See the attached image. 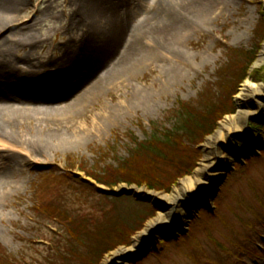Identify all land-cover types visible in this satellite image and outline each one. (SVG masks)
Instances as JSON below:
<instances>
[{
	"label": "rangeland",
	"instance_id": "374dc122",
	"mask_svg": "<svg viewBox=\"0 0 264 264\" xmlns=\"http://www.w3.org/2000/svg\"><path fill=\"white\" fill-rule=\"evenodd\" d=\"M153 1L133 0L132 12L136 21L143 20L147 12L161 13L162 8L174 2V0H160L159 5L153 9ZM87 3L89 6L92 0H27V5L19 13L17 22L26 23L37 13H40L42 18V24L34 30V34L37 39H42L43 43L39 42L38 47L33 49L31 59L34 60L33 64L38 62L40 57L54 60L61 56L60 49H68L67 46L64 47L65 41L69 38L68 34L71 37L79 31L80 35L87 34L86 31L82 33L83 27L80 30L77 25L78 18L88 9L85 8ZM222 10L223 12L215 14L209 27L187 35L185 42L177 46L183 50L189 62L180 57L174 59L170 54L163 52L157 61L153 60L143 69L135 70L131 75L132 82L126 87L120 89L109 87L102 99L93 107L97 109L99 105H103L118 110L120 100L130 103V94L133 93L129 88L133 85L143 91L151 90L155 98L153 97L150 106L124 112L122 116H117L106 123L105 128L93 133L88 131L86 123L78 122L82 125L80 130L85 131L80 146L47 151L43 156L35 157L33 153L30 156V153L24 149L18 150L21 159L28 158L32 161H29L31 166L24 170L23 175L18 171L14 182L10 181V185H4L7 192L0 194V246L7 254L17 256L18 253H22L23 248L24 251L35 253V243L39 245L46 243L43 237L47 235L44 226L35 222L38 208L42 206L41 191L42 189L49 191L48 185L57 188L68 185L71 178L63 179L66 180L65 182L61 181L63 175L68 172L67 167H74L71 168L73 172L70 174L77 176L82 182L85 178L89 179L93 185L92 190L98 195L94 194L93 197L99 198L104 193H108L109 188L87 177L83 169L86 168L97 174L99 178H103L104 170L116 168L118 164L129 159L130 151L135 146L134 139L139 142L149 139L153 123L162 125L169 131H172L173 126L176 127L175 121L167 120L171 117L169 112L175 109L178 102L190 103L194 109H201L209 101L206 100L208 97L214 106L211 118L216 120L212 133L198 146L189 143L184 135L174 136L178 140L176 141L178 157L184 160V164L191 165L193 157H197L196 165L190 175L180 176L184 171L177 164L176 168L171 169V176L166 178V180L176 178L169 191L150 190L146 186L126 183H121L112 189L120 196L128 195L137 201L148 202L156 210L155 215L145 221L142 230L132 236L129 247H118L114 251L133 246L134 238L160 212V207L154 201L144 194L137 193L135 189L165 196L171 195L181 181L195 175L204 157L206 140L214 134L221 122L237 114L238 95L242 85L248 82L253 87L264 86V65L255 68V60L249 68L247 78L235 89V95L232 98L229 96L228 101L221 95L234 84L235 67L239 66L235 63L231 50L258 49L257 56H259L264 43V0H231L230 5ZM104 23L106 29L111 25L107 21ZM17 38L18 36L10 32H4L1 35V43ZM150 44L152 46V43ZM25 51L20 50V53L15 55L22 57ZM173 64L187 70V76L183 75L184 78L174 86H163L165 76L163 66L169 67ZM162 89L164 90L161 95ZM227 103L231 104L230 110L233 111L231 114H225L224 107H227L225 106ZM94 108H89L85 122H90L94 118H90L97 113ZM208 108L211 109V106ZM28 127L26 124V129ZM248 128L251 132L249 136L251 135L256 144L255 148L250 149L247 133L234 135L227 149L236 153L246 151V154L232 162V165L226 169L224 176L213 186L208 199L199 197L185 225L161 239L152 238L150 245L138 255L128 259L127 264H264V120L251 117ZM128 172L132 173L133 170ZM74 181V184L79 186L70 185L83 191L85 196V189H90V186L85 187L79 184L80 181L75 179ZM128 191L133 194L126 193ZM196 193L198 196L205 194V188H201ZM181 205L184 207L187 204L182 202ZM162 232L161 229L158 233ZM112 252L107 254L100 264H105L104 260Z\"/></svg>",
	"mask_w": 264,
	"mask_h": 264
},
{
	"label": "bare ground",
	"instance_id": "6f19581e",
	"mask_svg": "<svg viewBox=\"0 0 264 264\" xmlns=\"http://www.w3.org/2000/svg\"><path fill=\"white\" fill-rule=\"evenodd\" d=\"M158 1H153V9L159 5ZM230 2L174 0L161 13L147 12L138 22L132 12L133 0H92L77 21L80 30L83 27L81 32L87 34L80 35V31L73 37L68 34L64 43L68 49H60L61 56L54 60L40 57L33 64V49L43 41L34 34L42 24L40 13L20 24L17 19L27 0H0V194L7 192L4 185L14 182L18 171L23 175L31 166L32 160L19 157V149L35 157L47 151L80 146L85 131L80 130L82 125L78 122L86 123L93 133L124 112L150 106L154 97L151 90L143 91L133 85L129 88L133 93L130 103L120 100L116 113L107 106L93 107L109 87H126L135 70L157 61L163 52L187 61L186 54L177 46L185 42L187 35L209 27L215 14L223 12ZM104 21L111 24L108 29ZM4 32L18 38L1 43ZM20 50L25 51L22 57L15 55ZM257 57L254 67L260 68L264 65V43ZM174 64L163 66V86H174L183 75L187 76V70ZM238 96L237 114L221 122L206 140L204 157L192 178L181 181L167 196L135 189L154 201L160 212L134 238L131 248L112 252L105 264H127L128 259L150 245L152 238L161 239L185 225L199 197L208 199L226 169L246 154L227 149L234 135L247 133L250 149L255 148L248 122L251 117L264 120V86L253 87L246 82ZM90 107L97 113L90 117H94L90 122H85ZM201 188L206 193L198 196L196 192ZM182 202L187 205L180 206ZM161 229L163 232L159 234Z\"/></svg>",
	"mask_w": 264,
	"mask_h": 264
},
{
	"label": "trees",
	"instance_id": "16d2710c",
	"mask_svg": "<svg viewBox=\"0 0 264 264\" xmlns=\"http://www.w3.org/2000/svg\"><path fill=\"white\" fill-rule=\"evenodd\" d=\"M257 51L258 49L231 50L235 63L239 66L235 67L234 84L226 89L227 92L221 93L227 101L229 96L232 98L235 95L238 85L247 78ZM206 100L209 101L201 109H194L190 103L178 102L175 109L169 112L171 117L167 120L175 121L176 127L173 126L172 131H169L162 125L153 123L149 139L141 142L134 139L135 146L130 151L129 159L116 168L104 170L103 178L86 168L83 171L111 190L126 183L146 186L150 190L169 191L176 181V178L166 180L172 174L171 169L179 164L184 171L180 176L190 175L197 160V157H193L189 166L183 163L184 160L178 157V140L174 136L184 135L189 143L198 146L215 128L216 120L211 118L214 106L208 97ZM230 105L225 104V114L233 112ZM128 170L133 172L129 173ZM70 184L78 186L74 183H69L67 189L49 186V191L45 195L44 192L41 194L42 206L38 208L37 219L46 230L47 235H43L46 243H35V253L24 251L23 248L18 257L7 254L0 246V264H100L116 248L129 247L132 236L141 231L145 221L156 213L148 203L138 202L130 196L104 195L96 198L93 197L94 194L98 196L92 190L93 185L86 182L85 187L88 185L90 189H85L84 196L83 191Z\"/></svg>",
	"mask_w": 264,
	"mask_h": 264
},
{
	"label": "water",
	"instance_id": "95a60500",
	"mask_svg": "<svg viewBox=\"0 0 264 264\" xmlns=\"http://www.w3.org/2000/svg\"><path fill=\"white\" fill-rule=\"evenodd\" d=\"M128 193H129V194H132V192H131V191H129Z\"/></svg>",
	"mask_w": 264,
	"mask_h": 264
}]
</instances>
